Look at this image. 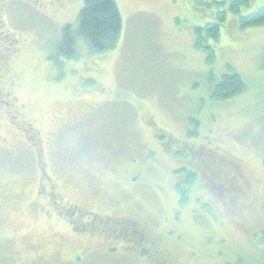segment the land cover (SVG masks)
Returning <instances> with one entry per match:
<instances>
[{"label":"rangeland","instance_id":"rangeland-1","mask_svg":"<svg viewBox=\"0 0 264 264\" xmlns=\"http://www.w3.org/2000/svg\"><path fill=\"white\" fill-rule=\"evenodd\" d=\"M116 2L115 48L94 55L80 41L73 58L57 61L50 56L82 0H39L48 16L17 3L19 22L46 29L16 31L25 41L7 81L40 136L44 169L61 186L54 199L84 216L127 220L143 239L76 232L64 203L36 196L35 154L0 107V181L21 182L7 197L0 192V264H264V24L230 29L208 64L193 35L208 19L191 2ZM231 71L245 91L213 99L210 78ZM192 122L196 136L187 134ZM185 165L195 173L191 185L178 170Z\"/></svg>","mask_w":264,"mask_h":264},{"label":"trees","instance_id":"trees-1","mask_svg":"<svg viewBox=\"0 0 264 264\" xmlns=\"http://www.w3.org/2000/svg\"><path fill=\"white\" fill-rule=\"evenodd\" d=\"M183 1L191 2L192 9L196 10L201 18L207 17L208 19L202 26H196L193 29L194 48L204 53L208 64H213L216 59L213 44L220 41L222 35L231 37L230 29L232 31L235 28L245 30L251 26L264 24V2L259 6H253L250 11L244 13L245 8L252 6V0ZM121 30L122 17L116 0H82V7L77 16L76 25L73 26L68 23L62 27L60 39L56 43L50 59L57 61L73 58L76 54L77 44L80 41L85 44L91 54L105 55L115 48ZM210 83L213 85L211 97L216 100L228 99L246 89L244 80L236 71L224 74L218 80L210 78ZM193 125L195 131L193 133L188 131V136L193 134L196 136L197 134L198 124L193 123ZM169 142H173V144L180 143L172 137ZM167 145H164V147L168 153L171 152L177 158L181 157L178 151H172L170 146ZM185 152L187 163L190 164L189 161L192 159V155L186 149ZM262 161L264 165V156ZM178 170H184L185 172V181L183 180L182 183L191 185L195 173L186 165L179 167ZM178 191L181 196L180 204L183 205L186 193L183 188H179ZM69 209L73 215L72 207ZM76 216L80 219V229L84 230L85 233L93 235L105 229L114 236L134 238L136 243H140L144 236L141 231L135 228L130 230L127 220L121 218H111L96 212L90 216H84L83 213ZM83 217L88 220L84 221ZM151 243L148 242V245L151 246ZM237 264L245 263L239 260Z\"/></svg>","mask_w":264,"mask_h":264},{"label":"flooded vegetation","instance_id":"flooded-vegetation-1","mask_svg":"<svg viewBox=\"0 0 264 264\" xmlns=\"http://www.w3.org/2000/svg\"><path fill=\"white\" fill-rule=\"evenodd\" d=\"M208 1H218V0H208ZM51 3V1H49ZM17 3L27 4L33 10L37 11L44 16L47 15V10L44 11L39 8V0H0V107H4V112L6 113L7 121L14 125L22 135L24 139L28 143V145L32 148L33 153L35 154V167L37 169L36 179L37 184L35 188V195L40 198L48 199L51 203L49 205H58V201L64 203L61 204V208L66 210V214L69 216L68 222L71 224V228L79 233H85L84 230L80 229L79 223L80 219L76 215L82 213L80 207L76 206V204H72L71 202H63L61 200H55L54 197L58 198V191H60V184L57 183L54 178L48 175V172L44 169L47 167L48 163L44 159V161H40V154L36 147L40 144V136L37 130L33 127L32 122L25 119L22 113V107L20 108L18 104L15 103L16 97L11 94L10 86L12 85L13 79L11 77L10 81H7L9 75L11 76V72L13 69L14 60L19 55L21 48L24 44L25 39L21 37V32L24 29L28 28L29 25H33L39 29L43 30L45 28V24H37L32 23L28 20V22H24L23 24L19 22L17 14H15L14 9ZM49 6V5H47ZM44 8V7H43ZM14 30V31H13ZM42 32V31H41ZM8 76V77H7ZM7 82V83H6ZM6 85V86H5ZM9 95H11L14 99H10ZM88 112V111H86ZM90 112V111H89ZM88 112V113H89ZM1 118V117H0ZM4 140V139H3ZM26 145V146H28ZM2 148V145H0ZM51 148V146H50ZM51 152V151H50ZM52 154V153H51ZM12 187H21V182L16 181L13 177L0 181V192H2L3 196H9L7 193L8 189ZM14 198V196H11ZM60 199V198H59ZM14 203L8 204L10 209L17 210L19 201H16L14 198ZM33 203H35L33 201ZM39 203V204H38ZM35 203L37 206L40 205V202ZM72 207L74 213L72 215L69 208ZM40 209V208H39ZM68 209V210H67ZM41 210V209H40ZM55 211V210H54ZM56 213V212H55ZM93 214L90 213L89 216ZM73 217V218H72ZM130 222V220H128ZM109 229V228H108ZM142 233V232H141ZM80 254L87 253V250L83 247L80 248ZM36 254V253H34ZM37 259H42L39 255H36ZM34 259L32 258V262Z\"/></svg>","mask_w":264,"mask_h":264}]
</instances>
